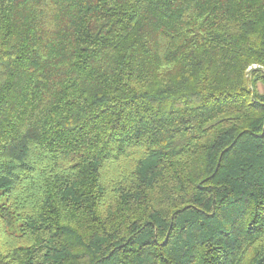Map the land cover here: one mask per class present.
<instances>
[{"label":"trees","instance_id":"1","mask_svg":"<svg viewBox=\"0 0 264 264\" xmlns=\"http://www.w3.org/2000/svg\"><path fill=\"white\" fill-rule=\"evenodd\" d=\"M258 82L264 0H0V264H264Z\"/></svg>","mask_w":264,"mask_h":264},{"label":"rangeland","instance_id":"2","mask_svg":"<svg viewBox=\"0 0 264 264\" xmlns=\"http://www.w3.org/2000/svg\"><path fill=\"white\" fill-rule=\"evenodd\" d=\"M257 67H260L259 65ZM257 88L260 92H264V83L263 82H258Z\"/></svg>","mask_w":264,"mask_h":264},{"label":"built area","instance_id":"3","mask_svg":"<svg viewBox=\"0 0 264 264\" xmlns=\"http://www.w3.org/2000/svg\"><path fill=\"white\" fill-rule=\"evenodd\" d=\"M257 66H258L257 64H254V65H252V66L249 67V70H251L253 68H257Z\"/></svg>","mask_w":264,"mask_h":264}]
</instances>
